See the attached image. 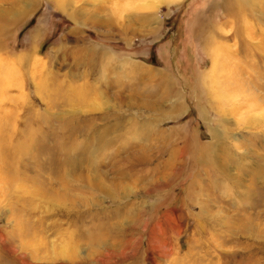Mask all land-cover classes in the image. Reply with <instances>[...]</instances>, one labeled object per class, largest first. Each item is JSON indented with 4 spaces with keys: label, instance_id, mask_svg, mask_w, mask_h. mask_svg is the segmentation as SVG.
Instances as JSON below:
<instances>
[{
    "label": "rangeland",
    "instance_id": "rangeland-1",
    "mask_svg": "<svg viewBox=\"0 0 264 264\" xmlns=\"http://www.w3.org/2000/svg\"><path fill=\"white\" fill-rule=\"evenodd\" d=\"M243 1L32 0L6 24L0 264H264V0L231 18ZM216 127L236 180L202 174L214 220L186 194L184 149ZM139 149L148 162L127 161ZM169 159L188 168L170 183ZM62 179L72 203L51 193Z\"/></svg>",
    "mask_w": 264,
    "mask_h": 264
},
{
    "label": "bare ground",
    "instance_id": "bare-ground-1",
    "mask_svg": "<svg viewBox=\"0 0 264 264\" xmlns=\"http://www.w3.org/2000/svg\"><path fill=\"white\" fill-rule=\"evenodd\" d=\"M250 1L251 0H245L242 3L236 5L234 7V10H229L228 11V15H230L231 18H235L236 19V17L240 18V15H241V13L243 11H248L250 13L253 10V8H250V3H249ZM33 2H32V0H30V3H27V5H29V7L28 6L27 7H23V8L21 7V9H20L19 6H17V4H13L11 6L9 5L10 7L7 8V9H4V8L0 9L1 10L0 11V43L1 44H2V41H4L5 34L8 31H10L8 29V27L6 26V24L7 25H13V23L15 24L16 21L20 20L22 17L27 15L31 11L29 8H30V5H32L31 3H33ZM61 5L66 7L64 2ZM4 10H7V11L3 12ZM252 13H253V11L251 12V14ZM78 18L80 19V21H82L80 16H78ZM237 20H239V19H237ZM236 33H237V31H236ZM33 58H34L33 59V61H34L35 57H33ZM216 66H217V63L215 64V68H216ZM166 93H167V95H172V94H175V90L167 89ZM219 96L223 98L222 99L223 101L225 100L224 98H226V96H224L222 92H220ZM116 97L119 100L120 99L123 100V95H122L121 92H116ZM255 104L259 105L260 101H258L257 103L255 102ZM233 107H235L236 110H237V108L239 106L238 107L237 106H233ZM222 120H224V119H222ZM263 121H264V119H263ZM150 122L152 124H156V122H154V121H150ZM227 140L228 139H226L225 133L222 130H220L218 127H216V130L215 129L213 130L210 142H208L207 144L206 143H201V142H195V143L193 142V144H192L193 147L192 146L191 147L185 146L186 149H184V151L185 150L189 151V154H190V158H189L190 161L188 162V165L190 167V172H193V171L198 169V172L194 173L192 175V179L193 180L190 182L186 194H187V196H190V195L194 194L195 196H197L199 198V200L195 201L197 204L200 205L198 215L201 214V216L205 215L204 217H207V216H214L213 214L217 213L216 216H214V220H215V217H216V219L217 218L219 219L218 215H219L220 212H222V209L221 208L214 209L213 206L210 207L208 205L210 203H208L207 201L203 202V201L200 200V198L204 197L203 189H201L202 188L201 185L204 184V181L202 180L204 175H202V174L203 173L206 174V178L209 179L210 185H212V189H214L217 192H219V190H222V188H223V191H226L224 189L227 186L225 187L224 185H220V184L218 185L216 183V181H219L221 179L222 183H230L231 179H232L233 182H235L234 180H236V178H234V177L232 178V176H231L232 174H230V166L226 165L225 162H223L221 159H219L221 157V155H222L221 152H223L224 154L225 153L229 154V152H230L229 148H230L231 145L228 143ZM148 141H149V143H155V141L151 140V139H148ZM140 149L136 152V154L129 155L127 157V161H129V162H137L138 161V162H143V163L144 162H148L147 159L150 158L149 155H148V151L146 149H143V151L140 152ZM262 155L264 156V154H262ZM171 158H174V157L172 156ZM169 160L170 161H167L165 164H163V165H161L159 167L160 171L158 170L157 166L154 168V170L159 175L158 178L160 180H162L164 182H168V183H170L173 179L177 180L178 178H180L181 177L180 174L182 173V171H184V169L187 168V167L185 168V165L182 162L180 163V162H178L176 160H171V159H169ZM244 166H245V163H243L241 165V167H244ZM255 174H257V173L256 172H253V173L250 172V176L251 177H252V175H255ZM258 174H259V177H263V179H264V162L261 164V169L258 170ZM99 177H101V176L99 175ZM62 182H63V188H64L63 192L62 191L58 192V190H55V188H54L52 190L50 189L51 193H52L54 198L56 197L57 199H63V200L66 199L67 201L72 203L73 200H74L73 198H75L76 196L75 195L72 196L71 195L72 192L69 193L67 191V190H69L68 189V182H66L63 179H62ZM199 186H201L200 189H198ZM63 203H65V202H63ZM212 208L215 211H213ZM248 218L251 219L250 217H248ZM246 220H247V218H246ZM249 221L252 223V220H249ZM251 223H249V225ZM198 227H199V225H198ZM259 232H260V230H259ZM91 240H92V244L94 246H96V247L98 245L99 246H103L105 244V241H102V240H99V241L98 240L96 241V240H93V239H91Z\"/></svg>",
    "mask_w": 264,
    "mask_h": 264
},
{
    "label": "crops",
    "instance_id": "crops-1",
    "mask_svg": "<svg viewBox=\"0 0 264 264\" xmlns=\"http://www.w3.org/2000/svg\"><path fill=\"white\" fill-rule=\"evenodd\" d=\"M26 1H28V0H13L12 2H8V1H1L2 2V6L3 7H7V8H9L10 6L9 5H13V3L14 4H17V3H21V2H23V5H21V7L23 8L24 6H25V4H26ZM29 2V1H28ZM4 3V4H3ZM9 4V5H8ZM22 4V3H21ZM34 4V3H33ZM21 7H20V9H21ZM7 8H4V9H7ZM5 11H7V10H4L3 12H5ZM26 16V15H25ZM23 18V17H22ZM21 18V19H22ZM19 22V20L18 21H16L15 22V24H17ZM14 24V23H13Z\"/></svg>",
    "mask_w": 264,
    "mask_h": 264
}]
</instances>
